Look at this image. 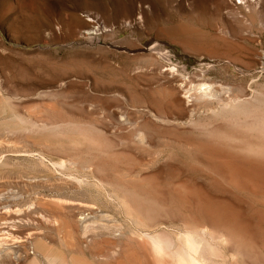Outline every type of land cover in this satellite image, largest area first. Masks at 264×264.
<instances>
[{
  "label": "rangeland",
  "instance_id": "374dc122",
  "mask_svg": "<svg viewBox=\"0 0 264 264\" xmlns=\"http://www.w3.org/2000/svg\"><path fill=\"white\" fill-rule=\"evenodd\" d=\"M226 1L0 0V264H264V0Z\"/></svg>",
  "mask_w": 264,
  "mask_h": 264
},
{
  "label": "bare ground",
  "instance_id": "6f19581e",
  "mask_svg": "<svg viewBox=\"0 0 264 264\" xmlns=\"http://www.w3.org/2000/svg\"><path fill=\"white\" fill-rule=\"evenodd\" d=\"M222 1V5H226V3H227V1L226 0H221ZM241 4V3H240ZM225 7V6H224ZM168 77L167 78H172V77H174L173 76V74L170 72H164ZM163 73V74H164ZM162 78H164V77H162ZM174 79V78H173ZM167 80H169V79H167ZM166 82V81H165ZM183 86V85H182ZM162 87V86H161ZM179 89H181V87L179 86ZM178 89V90H179ZM213 89V88H212ZM176 90V89H175ZM177 90V91H178ZM171 91V90H170ZM187 92V91H186ZM206 92H208V94H210V92L209 91H206ZM214 92V91H213ZM173 93V92H172ZM202 93V92H201ZM203 93H205V92H203ZM175 94V93H174ZM196 94V93H195ZM206 94V93H205ZM205 94H203V95H205ZM216 94V93H215ZM173 95V94H172ZM176 95V94H175ZM175 95H173V96H175ZM184 95V94H183ZM172 96V97H173ZM197 96H199V95H197ZM209 96V95H208ZM217 96V95H216ZM186 97V96H185ZM195 98V97H194ZM198 99V98H197ZM213 99V98H212ZM172 100V99H171ZM237 101V100H236ZM175 102L178 104V105H180V106H182V108L184 109V111H185V114H187L188 113V103H187V101L185 100V98L184 97H175ZM175 103V104H176ZM190 114H191V112H190ZM140 135V134H139ZM143 135V134H142ZM144 137H145V135H143ZM141 137V136H140ZM140 142V141H139ZM258 143V142H257ZM259 144V143H258ZM252 150V149H251ZM255 150V149H254ZM5 214V213H4ZM13 215V214H12ZM10 217V216H9ZM16 217V216H15ZM9 219V218H8ZM5 228V227H4ZM8 228V227H7ZM10 228V227H9ZM3 229V228H2ZM11 229V228H10ZM6 230V229H5ZM6 231H9V230H6ZM14 230L12 229V232H13ZM2 234V233H1ZM4 234V233H3ZM8 234V233H7ZM7 234H5V235H7ZM3 237V236H2ZM7 237V236H6ZM5 237V238H6ZM17 237V236H16ZM13 239V238H12ZM11 239V240H12ZM10 240V241H11ZM2 241V240H1ZM13 241V240H12ZM6 242H7V240H6Z\"/></svg>",
  "mask_w": 264,
  "mask_h": 264
}]
</instances>
